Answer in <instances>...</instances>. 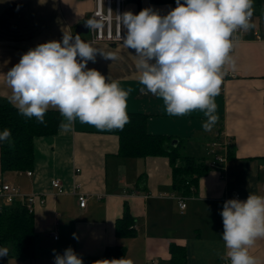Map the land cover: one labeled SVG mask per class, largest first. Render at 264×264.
<instances>
[{
    "label": "crops",
    "instance_id": "crops-1",
    "mask_svg": "<svg viewBox=\"0 0 264 264\" xmlns=\"http://www.w3.org/2000/svg\"><path fill=\"white\" fill-rule=\"evenodd\" d=\"M94 6V0H0V73L6 74L29 49L62 41L64 32L89 39V30L77 33L76 28L92 19ZM175 7L176 0H126L123 13L138 14L151 8L166 15ZM261 12L264 6L260 4V13L252 17L255 27L235 42L231 52L234 66L225 67L221 91L215 97L218 121L211 131L203 129L206 117L199 110L170 116L162 98L140 90L134 50L126 48L123 41L88 42L105 53H115L112 61L97 54L87 69L118 80L125 90L134 89L128 97L127 112L148 114L149 132L171 135L177 142L181 139L182 152L204 158L208 170L199 177L194 193L184 195L173 188L168 156L120 155L113 130L100 131L77 120L68 133L59 129L52 135L37 136L31 174L29 170L2 171L0 167V182L46 197L33 212L35 254L25 259L8 254L0 257V264H54L53 250L62 255L69 247L83 263L100 257L108 247H125L122 259L133 264H172L171 244L186 249L187 264H220L225 252L220 214L224 202L245 201L249 194L264 196ZM9 95L10 89L0 75V101L9 102ZM214 154L226 155L225 161L211 166ZM53 179L61 180L63 192L53 187ZM75 184L78 191L88 195L84 207L74 192ZM179 196L186 202L184 208L180 207ZM125 207L135 220L134 233L118 236L116 221ZM249 251L257 264H264V239H258Z\"/></svg>",
    "mask_w": 264,
    "mask_h": 264
},
{
    "label": "clouds",
    "instance_id": "clouds-1",
    "mask_svg": "<svg viewBox=\"0 0 264 264\" xmlns=\"http://www.w3.org/2000/svg\"><path fill=\"white\" fill-rule=\"evenodd\" d=\"M253 14L254 0H176V7L166 15L151 8L118 15L121 30L126 29L123 44L136 56L140 90L162 98L170 116L199 110L206 117L203 129L211 131L218 121L215 97L220 94L225 67L234 66L231 52L237 33L255 27ZM85 26L103 27L95 18ZM97 54L105 60L116 58L115 53H105L67 32L62 41L29 49L6 74L0 73L10 89L9 102L22 116L35 117L41 124L50 108L58 110L62 133L72 131L77 120L100 131L122 130L129 122L127 101L134 89L125 90L118 80L87 69ZM0 141L13 143L9 129L0 132ZM220 214L225 247L220 258L230 264H257L249 250L264 239V196L229 199ZM8 252L9 248H0V257ZM53 253L54 264H83L71 247L62 255ZM110 262L133 264L122 258Z\"/></svg>",
    "mask_w": 264,
    "mask_h": 264
},
{
    "label": "trees",
    "instance_id": "trees-1",
    "mask_svg": "<svg viewBox=\"0 0 264 264\" xmlns=\"http://www.w3.org/2000/svg\"><path fill=\"white\" fill-rule=\"evenodd\" d=\"M159 1V0H154ZM261 0H254V14L260 13ZM129 122L123 129H114L118 136L119 154L128 157L166 155L169 157L173 173V188L184 195L194 193L199 177L206 173L208 166L204 158H195L181 150L179 139L176 144L171 135L152 133L147 129L148 114L127 112ZM39 123L35 117L22 116L18 109L8 101H0V132L11 131L12 144L0 141V167L2 171L30 170L34 165V139L37 136L52 135L58 132L62 116L50 108ZM134 218L125 207L123 215L116 221L118 236L134 233ZM0 245L9 248L8 254L21 259L32 258L37 245L34 214L21 200H14L0 210ZM125 247H108L97 258L83 264H102L106 261L121 259ZM171 263L187 264L186 249L171 244Z\"/></svg>",
    "mask_w": 264,
    "mask_h": 264
},
{
    "label": "built area",
    "instance_id": "built-area-1",
    "mask_svg": "<svg viewBox=\"0 0 264 264\" xmlns=\"http://www.w3.org/2000/svg\"><path fill=\"white\" fill-rule=\"evenodd\" d=\"M95 6L92 12V19L95 18L100 21L103 27L99 30H90V38L83 40L85 42H118L122 41L121 36L124 35L121 30L117 16L123 14L124 3L126 0H94ZM248 32V31H247ZM247 32L241 31L237 33L238 39L243 38ZM260 37L259 31L256 33ZM226 159L224 154H214L211 160V166H219ZM78 171V170H77ZM32 172L29 170L28 174ZM53 187L57 188L59 192H63V185L60 179L52 180ZM74 192L78 194L80 206L84 207L87 203L88 195L85 192H80L79 185H74ZM14 200H21L25 203L30 212H34L38 204H44L46 197L42 193H25L21 191L18 185L10 182H0V210L4 205L12 203ZM180 207L184 208L186 202L182 196H179ZM57 237V235H55ZM220 264H230L229 260H222Z\"/></svg>",
    "mask_w": 264,
    "mask_h": 264
},
{
    "label": "water",
    "instance_id": "water-1",
    "mask_svg": "<svg viewBox=\"0 0 264 264\" xmlns=\"http://www.w3.org/2000/svg\"><path fill=\"white\" fill-rule=\"evenodd\" d=\"M88 30H89V28H87V27L85 26V23H81V24H79V25L77 26V28H76V32H77V33L88 32ZM173 143L176 144V143H177V140L175 139V140L173 141Z\"/></svg>",
    "mask_w": 264,
    "mask_h": 264
},
{
    "label": "rangeland",
    "instance_id": "rangeland-1",
    "mask_svg": "<svg viewBox=\"0 0 264 264\" xmlns=\"http://www.w3.org/2000/svg\"><path fill=\"white\" fill-rule=\"evenodd\" d=\"M261 5L264 6V0H262ZM253 16H255V14H253ZM260 16L262 17V19H264V13L263 12H261Z\"/></svg>",
    "mask_w": 264,
    "mask_h": 264
}]
</instances>
